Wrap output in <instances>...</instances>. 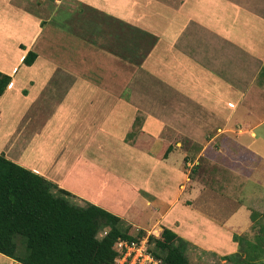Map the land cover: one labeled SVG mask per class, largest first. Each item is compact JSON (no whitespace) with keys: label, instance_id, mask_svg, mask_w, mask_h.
Segmentation results:
<instances>
[{"label":"crops","instance_id":"1","mask_svg":"<svg viewBox=\"0 0 264 264\" xmlns=\"http://www.w3.org/2000/svg\"><path fill=\"white\" fill-rule=\"evenodd\" d=\"M79 1L53 16L63 30L31 37L38 68L26 94L1 102L0 153L136 229H171L186 252H237L264 207L251 189L264 188V145L251 144L264 135V0ZM49 36L74 58L54 56ZM0 264L22 263L0 253Z\"/></svg>","mask_w":264,"mask_h":264},{"label":"trees","instance_id":"2","mask_svg":"<svg viewBox=\"0 0 264 264\" xmlns=\"http://www.w3.org/2000/svg\"><path fill=\"white\" fill-rule=\"evenodd\" d=\"M35 57L28 50L24 64L31 65ZM10 80L0 72V95ZM171 148H164L163 157ZM69 197V191L0 153V253L22 264H117V241L138 242L146 235L142 229L133 234V226L98 205H81ZM257 214L251 213L254 222ZM259 226L264 232V224ZM256 236L255 242L234 236L240 248L222 258L234 264H264V238ZM186 246L166 227L159 236L148 235L147 250L158 264H189Z\"/></svg>","mask_w":264,"mask_h":264},{"label":"rangeland","instance_id":"3","mask_svg":"<svg viewBox=\"0 0 264 264\" xmlns=\"http://www.w3.org/2000/svg\"><path fill=\"white\" fill-rule=\"evenodd\" d=\"M210 3V1H208ZM80 1L78 0H0V63H5V64H15L14 60L16 62V67H14V71L11 72V80H10V85L6 86L5 90L7 89V92L0 97V105L2 101H7V100H16L17 96L19 95V92L22 94H26L29 89H31V80L30 78L33 76L34 71L36 68H38L35 65H38V58L35 60L34 66L35 67H28V65L24 64L23 58L26 55L28 50H35L36 47L34 48V43L31 40V37L35 35L36 31L38 35L34 36L35 38H38L40 35H50V30L49 26L56 27L58 29H62L60 25L56 24L53 21V16L61 9H75L78 12H81V7L78 5ZM74 7H73V6ZM237 14L241 16V18L244 16V13L241 9L237 10ZM58 18V17H57ZM62 20V18H60ZM64 20V19H63ZM235 20V19H234ZM237 20V19H236ZM7 22L6 24H3V22ZM61 23L63 21H60ZM8 24V25H7ZM70 24V22L67 24V26ZM41 29L38 31V29ZM49 31V32H48ZM59 31V30H56ZM50 38H47L45 40H49L51 43L49 45V49L53 50V55L54 56H63L68 59L74 58L73 54L74 52L71 50V46L69 43H66L64 41L60 42V39L54 42V40L49 36ZM208 39V37H207ZM38 45V42L36 43ZM210 43L204 44V47L210 48ZM228 45L222 44L220 45L219 52L224 55H226V50H227ZM237 52V51H236ZM17 55V56H16ZM16 56V59H15ZM39 61H44V58H40ZM53 62L55 63H60V61L54 60ZM211 62V60H205L204 63ZM92 63V61H91ZM226 64V60H225ZM1 65V64H0ZM225 66V65H224ZM62 68L58 64H54L52 68ZM13 70V69H12ZM261 74L263 77L264 76V67L261 69ZM160 82V81H158ZM157 81H155V84ZM161 84V83H160ZM156 87L158 86L157 84L155 85ZM8 87V88H7ZM4 90V91H5ZM27 99H23V102H27ZM30 103V101L28 102ZM2 105H4L2 103ZM29 105V104H28ZM16 106V105H15ZM13 106L12 111H6L7 117H8V126L11 128L12 123L16 124L18 120V110L20 111L24 108L25 105H21L19 108ZM31 108L32 106L29 105ZM49 106V103H48ZM1 107V106H0ZM5 108V107H3ZM31 108H28V110H32ZM142 115H144L143 111H139L138 115L134 116L135 121H134V126L135 130L134 132L130 133L129 135H132L137 131L138 126H141L140 123L143 119ZM1 117V116H0ZM5 117L0 118V131L1 130V125L4 123ZM27 123V122H26ZM25 125V123H23ZM29 129H32V127H27ZM43 132V131H42ZM40 134H42L40 132ZM13 136H16L15 131L13 132ZM129 138V136L127 137ZM53 139L56 140L57 136L56 134L53 135ZM68 138L65 140H62V138L59 140V142H68ZM127 140V139H126ZM179 140V139H178ZM16 139L14 138L13 142L15 143ZM181 141V140H180ZM140 142V141H139ZM146 142V140L142 141ZM184 142V141H182ZM0 143H1V138H0ZM152 144V143H151ZM160 142H157L154 144L153 148L158 149L159 148ZM253 147L259 148L264 145V135H262V132L257 130V137L254 139V141L251 143ZM14 145V144H13ZM16 149L14 146V150L12 151L15 153ZM23 158H29L31 159L29 155L25 154L23 155ZM40 160L38 159V163ZM203 163V160H201ZM50 165V162L49 164ZM130 165L125 169V172L127 170L129 171ZM261 174L264 176V168L260 171ZM215 185V184H213ZM250 188V185L248 186ZM253 187L257 188L258 191H262V184L255 183L252 181L251 184V189ZM255 191L252 190L251 194L253 195ZM72 202H78L81 203V205H84L85 202L80 201L78 197L74 196L69 197ZM264 206V205H263ZM261 209V210H260ZM257 212V211H256ZM257 219H255V225L253 224V227L250 228L249 231L244 232V238L251 240V241H257L258 239L255 238L257 237L256 235H261L262 238H264V232L259 231V224L263 223L264 224V207L259 208V212H257ZM125 225H129L130 227L132 226L128 221H124ZM139 229L136 230V228H132V233L136 234L138 233ZM104 231L100 233L103 234ZM152 233H146L144 235L143 239L144 241H148V235ZM154 235V234H153ZM146 241V243H147ZM260 244H263L264 246V241L263 243L261 242ZM240 248V245H239ZM195 252V253H194ZM186 255L188 257L189 264H234L233 262L226 261V259L222 258V256H213L211 255H203L198 253L197 251H188L186 252ZM220 255V254H219ZM223 255V254H221ZM227 255V254H225ZM224 256V255H223ZM264 259V257H262ZM130 260H133L131 257ZM132 262V261H130ZM128 264H131V263ZM256 262L257 261H253Z\"/></svg>","mask_w":264,"mask_h":264},{"label":"built area","instance_id":"4","mask_svg":"<svg viewBox=\"0 0 264 264\" xmlns=\"http://www.w3.org/2000/svg\"><path fill=\"white\" fill-rule=\"evenodd\" d=\"M189 166V163H186ZM147 240L140 239L137 241H124L118 240L116 248L119 252L115 258L117 264H158V260L155 259L152 254L147 250ZM131 257L133 260H130Z\"/></svg>","mask_w":264,"mask_h":264}]
</instances>
